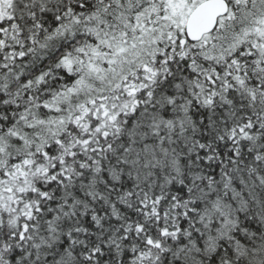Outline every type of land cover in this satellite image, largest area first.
Wrapping results in <instances>:
<instances>
[{
	"label": "snow or ice",
	"instance_id": "obj_1",
	"mask_svg": "<svg viewBox=\"0 0 264 264\" xmlns=\"http://www.w3.org/2000/svg\"><path fill=\"white\" fill-rule=\"evenodd\" d=\"M0 264H264V0H0Z\"/></svg>",
	"mask_w": 264,
	"mask_h": 264
}]
</instances>
